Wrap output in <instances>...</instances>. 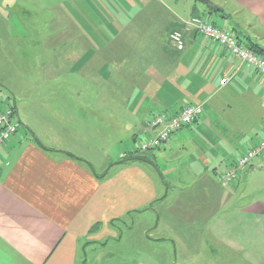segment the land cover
<instances>
[{
	"label": "crops",
	"instance_id": "0c3cea01",
	"mask_svg": "<svg viewBox=\"0 0 264 264\" xmlns=\"http://www.w3.org/2000/svg\"><path fill=\"white\" fill-rule=\"evenodd\" d=\"M210 3L221 11L195 0H0V87L9 67L14 74L40 59L42 84L32 92L43 96L24 104L11 91L22 127L0 146V264L120 259L105 247L138 222L162 252L149 246L145 261L115 264L186 263L216 249L264 264V197L227 211L233 186L219 180L264 139V76L183 24L204 15L264 48V0ZM174 30L182 50L171 47ZM73 83L89 84L114 110H59L83 92L45 85ZM186 104L201 105L202 115L143 152L147 161L132 159L135 143L153 133L146 122Z\"/></svg>",
	"mask_w": 264,
	"mask_h": 264
},
{
	"label": "rangeland",
	"instance_id": "374dc122",
	"mask_svg": "<svg viewBox=\"0 0 264 264\" xmlns=\"http://www.w3.org/2000/svg\"><path fill=\"white\" fill-rule=\"evenodd\" d=\"M203 17L207 19V16ZM217 19V18H216ZM215 22L219 23L217 20ZM222 24V23H221ZM220 24V25H221ZM226 29V28H225ZM170 41V40H169ZM171 43V42H170ZM217 43V42H214ZM219 44V43H218ZM172 45V43H171ZM221 45V44H220ZM174 47L173 45L171 46ZM175 48V47H174ZM184 48V47H183ZM176 49V48H175ZM178 50V49H176ZM182 50V49H181ZM16 51V50H14ZM11 52V51H10ZM36 53L40 56V58L43 57V52L36 51ZM11 53H5V56L9 55ZM10 63H12V60H9ZM40 59L30 62L28 66H15L13 70L15 69V73L12 74V68L9 67L7 71H5V87H0V108L2 107V110H4L6 107H13L14 106V99L11 95V91H15L17 94V98L20 100L18 103L23 102L26 104L27 102H30L31 100H35V95L38 93L32 92L34 91V88H37L41 86L42 82H40L37 79L36 72L37 68L33 65L39 64ZM11 70V71H10ZM74 86H77V90L82 91L83 95L82 98H74L66 100H61L65 102V105H61L59 110H114L113 105L109 104L107 100H101L97 97L94 98L93 89L89 88V84L83 83L80 87L76 84H68L67 87L59 86L50 87L45 89L48 91H57V90H67V91H73ZM89 92V93H88ZM66 93V92H65ZM88 93V94H86ZM37 99H41L43 97L42 95L38 94ZM17 101V99H16ZM59 101V100H58ZM83 103V108L78 107L79 104ZM50 105V102L48 103ZM52 106V104L50 105ZM1 110V111H2ZM16 115L14 116V119H16ZM147 123V122H146ZM145 131L146 126H145ZM139 143L138 141L135 143V145ZM122 149H124V146H122ZM150 151H145L144 153H148ZM169 152L168 149L162 156H168ZM162 156L160 157L159 165H161L164 168V162L161 160ZM261 160L259 161L261 163V167L259 169H255L254 167H251V163L247 165L248 170V181L244 182L242 179H236L233 182L229 184L230 187L233 186L232 194L234 201L231 203V206L228 208L227 211H230L231 209L237 210L238 207L242 206V204H247L248 202L263 198L264 197V153H262ZM159 157V156H158ZM258 157V156H257ZM256 157V158H257ZM254 158V159H256ZM253 159V160H254ZM252 162V161H251ZM256 163H258L256 161ZM253 166H256V164H253ZM218 170H222V166L218 165ZM173 191V190H172ZM240 218H235V221ZM237 233V230L234 231ZM142 233V235H141ZM123 236H122V245L121 243H108L105 249L107 251L112 250L116 254H121L120 259H105L104 262L101 263L103 260L99 259V263L101 264H115L117 262H123L125 263L128 261V259H136V261H145L144 259L140 258V255H144V252L146 250V247H151L153 252L156 253V255H159L158 251L162 250L158 248L157 244L149 243L145 241V237L143 236V231L140 227V222L136 224V227L132 231H127L126 228H123ZM151 237H156L158 234L157 232H153L151 230ZM238 235V233H237ZM171 244H167L166 246L170 247ZM161 246V245H160ZM172 254V253H171ZM88 255V261L91 259L89 252ZM106 257V256H105ZM127 257V258H126ZM122 258V259H121ZM144 258V257H143ZM162 261H167L165 259H161ZM173 260L177 262V264H249L246 260L243 259L242 255L240 253L234 252V253H225L224 251H216L210 252L206 251L203 253V258H198L194 260H189L186 263H182L180 259L173 258L171 259V262L173 263ZM153 264H156L155 260H151Z\"/></svg>",
	"mask_w": 264,
	"mask_h": 264
},
{
	"label": "built area",
	"instance_id": "2783aa9c",
	"mask_svg": "<svg viewBox=\"0 0 264 264\" xmlns=\"http://www.w3.org/2000/svg\"><path fill=\"white\" fill-rule=\"evenodd\" d=\"M183 24L185 29H191L197 35L223 45L231 55L264 76V57L241 43L232 31L217 26L212 21L200 16H190L183 20ZM169 40L176 49H183L182 31H172L169 34ZM224 81L223 79L221 82ZM202 113V106L199 104H186L175 113L167 111L155 113L146 123V130L153 133L141 140L134 152L142 153L163 146L174 132L193 123ZM14 116L13 107H6L0 111V146L15 137L22 127L21 121L17 118L14 119ZM262 153H264V139L243 152L232 165L222 171L219 176L221 185L226 187L234 180L239 179L241 170ZM126 155L127 152H123L121 157Z\"/></svg>",
	"mask_w": 264,
	"mask_h": 264
},
{
	"label": "trees",
	"instance_id": "16d2710c",
	"mask_svg": "<svg viewBox=\"0 0 264 264\" xmlns=\"http://www.w3.org/2000/svg\"><path fill=\"white\" fill-rule=\"evenodd\" d=\"M221 11L219 7L217 6H212L209 10H208V13H213V12H219ZM236 38L239 40L240 37L238 35H235ZM241 42V41H240ZM243 43L244 45H246L249 49H251L252 51H254L255 53L257 54H260L264 57V48L262 46H260L259 44L255 43L253 40H250L248 42H246V44L244 42H241ZM134 153L132 159H138V160H143V161H147L145 156L143 155V152L140 153V152H132ZM128 155V153H127ZM126 155V156H127ZM125 156V157H126ZM126 159V158H125ZM131 159V158H130Z\"/></svg>",
	"mask_w": 264,
	"mask_h": 264
},
{
	"label": "water",
	"instance_id": "95a60500",
	"mask_svg": "<svg viewBox=\"0 0 264 264\" xmlns=\"http://www.w3.org/2000/svg\"><path fill=\"white\" fill-rule=\"evenodd\" d=\"M195 1H199V2H202L204 4H206L208 7H211V3H210V0H195Z\"/></svg>",
	"mask_w": 264,
	"mask_h": 264
}]
</instances>
